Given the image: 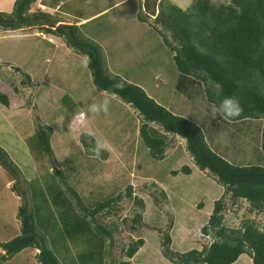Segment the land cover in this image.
I'll list each match as a JSON object with an SVG mask.
<instances>
[{"label": "rangeland", "instance_id": "rangeland-1", "mask_svg": "<svg viewBox=\"0 0 264 264\" xmlns=\"http://www.w3.org/2000/svg\"><path fill=\"white\" fill-rule=\"evenodd\" d=\"M167 1L185 10L193 0ZM77 2L80 11L85 0ZM144 2L125 0L114 11L93 19L89 29H81L82 36L101 47L111 75L141 87L160 105L197 123L210 147L228 162L236 166H264L263 121L231 123L219 116L213 118L202 82L186 88L184 93L178 91L174 53L163 40L166 34L150 26L155 17L149 14L153 6L150 2L146 7ZM108 3L109 0H90L81 10L83 18L100 12ZM61 12L48 14L60 21L53 28L59 24L73 25L62 21L66 16ZM49 26L51 23L44 27ZM166 38L173 42L170 36ZM86 62L87 57L75 52L63 38L50 36L38 26L16 32L0 28V95L9 101V107L0 102V147L20 170L19 189L30 197L33 185L45 190L48 183L58 186L67 196L66 189L70 187L92 208L97 201L124 194L128 186L132 187L133 196L145 205L141 226L134 222L140 210L126 197L118 203L117 215L97 216L98 222L109 228L118 227L113 234V246L107 243L110 254L104 264H173L164 256L165 234L171 236L174 252L202 250L212 240L202 233V228L211 214L214 198L219 200L223 196L228 227L239 228L245 221H254L264 230V213L252 212L245 201L233 205L216 178L194 164L186 141L165 134L156 124L150 126L164 133L169 142L165 159H152L140 135L142 116L118 97L98 91ZM93 106L96 111H92ZM40 126L54 130L51 154L33 150V137ZM83 134L93 137L97 145L109 143L111 151L102 150L97 156L95 149L83 147ZM183 167L190 168L191 174L172 175ZM16 183L0 166L1 243L20 235L17 211L21 198L13 190ZM140 238L145 246L129 260L125 251L132 240ZM69 246L75 262L80 264L78 256L85 247L72 243ZM58 249L60 254L67 251L61 245ZM0 253L4 254L2 250ZM38 253L27 249L0 264H38ZM67 256L64 254L63 258ZM59 260L63 262L60 257ZM250 260L242 255L234 264H250Z\"/></svg>", "mask_w": 264, "mask_h": 264}, {"label": "trees", "instance_id": "trees-1", "mask_svg": "<svg viewBox=\"0 0 264 264\" xmlns=\"http://www.w3.org/2000/svg\"><path fill=\"white\" fill-rule=\"evenodd\" d=\"M35 2L16 0L12 13H0V28L16 32L38 26L50 36L63 38L75 52L87 57L86 65L98 91L118 97L142 116L144 123L140 135L152 159H165L169 142L165 134L178 136L186 141L187 151L197 168L216 178L233 205L245 201L252 212L264 213V166H236L228 162L210 147L197 123L174 114L141 87L111 75L101 47L82 36L78 26L59 24L53 28L60 23L58 19L41 12L30 14ZM150 2L153 10L149 14L155 16L150 26L173 40L163 37L174 53L173 60L179 73L177 90L184 93L186 88L202 82L211 105L223 97H234L242 111L228 122L262 120L261 150L264 154V0H224L219 4L212 0H193L185 10L167 0H145L144 5L149 7ZM47 23L51 26L46 28ZM25 78L30 83L27 74ZM0 102L9 107L6 96L0 95ZM150 124L158 125L165 134ZM53 133L50 126H40L33 137V150L51 154ZM81 143L86 149L97 146L93 137L87 134H83ZM0 166L18 181L13 190L21 198L17 211L20 235L7 243L0 242V250L4 252L0 253V263L10 261L27 249H34L39 251L36 255L38 264H77L69 246L72 243L85 247L78 256L80 264H104L110 254L107 243L109 247L113 246V234L118 227L109 228L98 222L97 216L101 213L117 215L118 203L124 197L133 200L140 210L134 222L139 226L142 224L145 205L143 200L133 196L130 186L124 194L97 201L91 208L73 188L67 187L68 194L64 196L62 189L48 183L45 190L38 184L33 185L32 195L28 197L26 191L19 189L20 170L1 147ZM179 173L190 175L191 170L183 167L181 171H173L172 175ZM61 178L63 181V176ZM225 208V196L214 202L213 212L202 228V233L212 240L200 251L174 252L171 236L165 234L162 242L165 258L173 264H234L242 255H247L253 264H264V230L254 221H245L239 228L228 227ZM60 245L67 251L60 254ZM144 246V239L132 240L125 251L126 258H134ZM64 254L68 256L63 258Z\"/></svg>", "mask_w": 264, "mask_h": 264}, {"label": "crops", "instance_id": "crops-1", "mask_svg": "<svg viewBox=\"0 0 264 264\" xmlns=\"http://www.w3.org/2000/svg\"><path fill=\"white\" fill-rule=\"evenodd\" d=\"M89 1L90 0H85L81 10L86 8L85 6L88 5ZM15 2L16 0H0V13H11L13 11ZM124 2L125 0H109L108 5L103 10H101L100 12H95L89 18H83V13H81V10L78 11L80 3L77 2V0H37V4L35 3L34 5H32L31 8H32V13H35L38 11L40 12L41 11L40 8L44 10V11H41V13H45V14H52V13H57V12L60 13V11H62L61 13H63L66 16V17H63L62 21L69 23V24L73 23V25H78L80 30L81 29L86 30V29H89L90 24L93 21H95L93 19H95L99 15L104 14L106 12L114 11V9L120 7ZM86 37L89 38L88 36ZM217 200L218 198L217 199L214 198L213 202ZM212 212H213V209L211 210V214ZM211 214L209 215V217L211 216ZM250 264H253L252 260H250Z\"/></svg>", "mask_w": 264, "mask_h": 264}, {"label": "clouds", "instance_id": "clouds-1", "mask_svg": "<svg viewBox=\"0 0 264 264\" xmlns=\"http://www.w3.org/2000/svg\"><path fill=\"white\" fill-rule=\"evenodd\" d=\"M92 111H96V108L93 106ZM242 109L238 100L234 97H223L219 100L218 103L211 106L210 112L213 118L219 116L225 121H231L238 117ZM102 150L111 151V145L105 142L103 145H97L95 149V154L100 155Z\"/></svg>", "mask_w": 264, "mask_h": 264}, {"label": "built area", "instance_id": "built-area-1", "mask_svg": "<svg viewBox=\"0 0 264 264\" xmlns=\"http://www.w3.org/2000/svg\"><path fill=\"white\" fill-rule=\"evenodd\" d=\"M206 237H208V236H206Z\"/></svg>", "mask_w": 264, "mask_h": 264}]
</instances>
